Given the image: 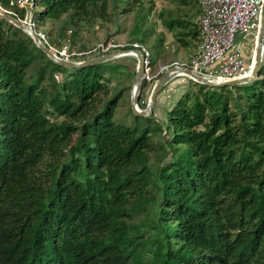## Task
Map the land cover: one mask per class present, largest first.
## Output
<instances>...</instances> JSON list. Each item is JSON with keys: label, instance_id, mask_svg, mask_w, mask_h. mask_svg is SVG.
I'll list each match as a JSON object with an SVG mask.
<instances>
[{"label": "trees", "instance_id": "trees-1", "mask_svg": "<svg viewBox=\"0 0 264 264\" xmlns=\"http://www.w3.org/2000/svg\"><path fill=\"white\" fill-rule=\"evenodd\" d=\"M29 1L0 7L61 22L52 47L114 22L105 0ZM192 8L164 20L184 48ZM99 66L56 64L0 19V264H264V62L259 88L191 83L141 129L113 122L122 90Z\"/></svg>", "mask_w": 264, "mask_h": 264}, {"label": "rangeland", "instance_id": "rangeland-1", "mask_svg": "<svg viewBox=\"0 0 264 264\" xmlns=\"http://www.w3.org/2000/svg\"><path fill=\"white\" fill-rule=\"evenodd\" d=\"M105 1L108 6V14L114 16V22H97L92 28H85L79 33L78 38L74 40V43L70 37V42L68 44L69 50L72 49L75 53L83 55V57L93 58L94 50L99 45L112 43L114 45L124 46L130 42L138 41L142 43L149 52L150 69L154 73L158 71L159 66H165L171 62L189 63L190 57L194 54L200 44L199 40L193 42L188 48L182 47L176 41L174 32L165 28L164 20L168 18L169 14L174 12L182 14L184 11H193L192 4L194 3V0H185L186 5L188 4V6H182L179 0H120V4L123 5V7H125L124 4L128 2L127 4L130 7H128L129 12H124L123 7L114 12V4L117 0ZM129 1L131 3H129ZM133 2L136 4H132ZM29 7H31V5H29ZM0 9L4 12L10 13L1 7ZM196 9H198L197 6ZM30 14L31 13L29 12L24 21H29ZM197 17L198 16L192 18L191 21L194 23ZM60 26L61 22L47 21L36 23L35 29L37 32L43 31L49 37H55ZM138 31H140V33L143 32L144 41H140L136 37L139 35L137 33ZM67 35H70L69 32ZM63 41L64 40H59L53 45V47H63V44L67 43ZM83 47H85V49H83ZM116 51H122V49ZM81 61H83V58L80 56L73 58L72 62ZM115 64H120V66L113 70ZM135 64V59L124 56L110 62L99 64V70L101 72L106 71V76L112 74L116 75L110 84V88H113V90H122L119 105L114 112L113 122L117 125H125L131 128L141 129L145 126L147 117H152L159 122L165 121L168 109L174 105V103L188 88L192 86V84H194L195 87L196 83L185 77L175 78L160 92L159 97L156 100V106H154L152 112L147 117H138L132 113L130 107ZM262 78L263 76H260L259 73L258 79ZM56 79L57 81L61 80L60 77H57ZM196 85H198V83ZM250 87L259 88L260 86L257 83L252 82L238 86V89H235L237 94L241 93L245 95ZM151 90L152 88L148 89L147 87H142L139 99L141 98V100H145V103H148ZM138 107L140 110H143L146 106L142 108V105L139 104ZM155 142L156 141L153 140V143ZM157 147V145L154 146L155 151ZM156 152L151 154L152 159L155 158Z\"/></svg>", "mask_w": 264, "mask_h": 264}, {"label": "built area", "instance_id": "built-area-1", "mask_svg": "<svg viewBox=\"0 0 264 264\" xmlns=\"http://www.w3.org/2000/svg\"><path fill=\"white\" fill-rule=\"evenodd\" d=\"M196 1L199 6V15L194 23L200 33V44L190 57L188 64L171 62L165 66H159L158 71L154 73L150 69L149 52L143 44L138 42L127 45L130 48L126 45L120 46L112 43L99 45L94 50V57L122 49L130 50L125 57L137 60L132 51H138L144 59L143 82L148 85V89L153 88L158 78L172 68L184 67L214 82L233 81L248 76L255 58L264 0ZM17 3L20 7L32 6V1L29 0H17ZM31 25L39 41L57 58L70 62L73 58L80 56L83 61L92 58L83 57L69 50L68 41L60 48L50 46L46 34L36 32L34 24L31 23ZM262 59L264 62V36ZM180 77L184 76L178 78ZM139 104L147 105L145 100H141Z\"/></svg>", "mask_w": 264, "mask_h": 264}, {"label": "water", "instance_id": "water-1", "mask_svg": "<svg viewBox=\"0 0 264 264\" xmlns=\"http://www.w3.org/2000/svg\"><path fill=\"white\" fill-rule=\"evenodd\" d=\"M32 7V6H31ZM31 17L32 13L30 14L29 21H22L20 19H17L16 17L12 16L11 13L4 12L0 9V19H3L15 27L19 28L23 32H25L33 41V43L36 45V47L51 61L67 68L71 69H81L84 67L89 66H95L99 64H103L106 62H110L119 58H122L121 55H127L130 50H122V51H116L112 53H108L103 56L94 57L88 60H84L81 62H70V61H64L59 58H57L47 47H45L37 38L35 31L31 25ZM263 36H264V5L262 8V15H261V21H260V30H259V37L257 41V45L255 47V58L251 66V70L248 76L233 80V81H226V82H214L212 80H208L200 75H197L192 70L180 67V68H172L171 70L163 73L156 83L154 84L151 93L149 95V100L146 105V107L143 110H140L138 107L139 102V96L142 91L143 86V77H144V59L142 55L138 51H132L136 55V64H135V75L133 79L132 84V90H131V97H130V107L131 111L134 115L138 117H147L153 110L156 100L160 94V92L163 90V88L168 85L170 82H172L175 78H178L179 76H184L186 78H189L195 83H198L200 85L211 87V88H223V87H235V86H241L244 84L252 83L258 80V75L261 71V67L263 64L262 59V43H263Z\"/></svg>", "mask_w": 264, "mask_h": 264}, {"label": "bare ground", "instance_id": "bare-ground-1", "mask_svg": "<svg viewBox=\"0 0 264 264\" xmlns=\"http://www.w3.org/2000/svg\"><path fill=\"white\" fill-rule=\"evenodd\" d=\"M125 55H121V57H124Z\"/></svg>", "mask_w": 264, "mask_h": 264}]
</instances>
